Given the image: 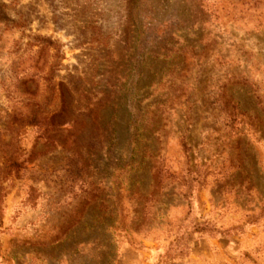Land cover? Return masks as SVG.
<instances>
[{"label":"rangeland","instance_id":"obj_1","mask_svg":"<svg viewBox=\"0 0 264 264\" xmlns=\"http://www.w3.org/2000/svg\"><path fill=\"white\" fill-rule=\"evenodd\" d=\"M12 136L0 264H264V0H0Z\"/></svg>","mask_w":264,"mask_h":264},{"label":"trees","instance_id":"obj_2","mask_svg":"<svg viewBox=\"0 0 264 264\" xmlns=\"http://www.w3.org/2000/svg\"><path fill=\"white\" fill-rule=\"evenodd\" d=\"M39 40H42L46 43H48L49 46L54 45L55 43L50 40L49 38H41V37H36ZM58 66V65H57ZM56 66V67H57ZM233 101V100H231ZM216 103L220 104V106L223 105V103H221L220 99L216 100ZM226 103H232V102H225ZM239 104L238 102H236L233 106V115H231V117L235 116V111L239 109ZM227 106V105H226ZM40 109L41 106L39 103H35L33 104V109L31 111V114L27 117H25L24 120H22V122L19 124V128H23L24 126H28V125H32V126H36L38 125V123H40V119H42V121L47 122V120H49L48 116H42L43 114L40 113ZM14 124H11L10 126V130L17 136L19 134V128H14L15 126H13ZM16 136H12V141L7 145V147L0 150L1 154L3 155V158L5 160V166L2 169L3 173L5 172L6 174L11 173V171L14 170H18L21 166L20 163L18 162L17 158H18V151L16 150L17 148H14L15 142H13L14 140H16ZM184 141L186 140V138H183ZM183 141V145L189 150V148L187 147V144ZM13 148V149H12ZM11 149V150H10ZM15 149V150H14ZM1 183H0V206H1V200H2V196H1Z\"/></svg>","mask_w":264,"mask_h":264}]
</instances>
